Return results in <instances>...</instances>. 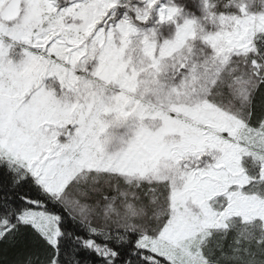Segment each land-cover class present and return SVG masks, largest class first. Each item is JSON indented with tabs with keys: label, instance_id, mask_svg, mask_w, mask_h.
Returning a JSON list of instances; mask_svg holds the SVG:
<instances>
[{
	"label": "snow or ice",
	"instance_id": "snow-or-ice-1",
	"mask_svg": "<svg viewBox=\"0 0 264 264\" xmlns=\"http://www.w3.org/2000/svg\"><path fill=\"white\" fill-rule=\"evenodd\" d=\"M0 264H264V0H0Z\"/></svg>",
	"mask_w": 264,
	"mask_h": 264
}]
</instances>
